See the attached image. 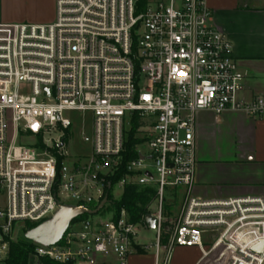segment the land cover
Returning a JSON list of instances; mask_svg holds the SVG:
<instances>
[{
	"label": "built area",
	"instance_id": "obj_1",
	"mask_svg": "<svg viewBox=\"0 0 264 264\" xmlns=\"http://www.w3.org/2000/svg\"><path fill=\"white\" fill-rule=\"evenodd\" d=\"M55 1L51 24H0V264L28 225L105 197L59 243H32L29 264H129L148 227L107 194L128 186L155 191L157 264L180 247L264 264V197L188 194L169 231L167 195L194 182L199 116L264 119V96L239 100L244 77L206 0ZM78 141L87 153L72 152Z\"/></svg>",
	"mask_w": 264,
	"mask_h": 264
},
{
	"label": "crops",
	"instance_id": "obj_2",
	"mask_svg": "<svg viewBox=\"0 0 264 264\" xmlns=\"http://www.w3.org/2000/svg\"><path fill=\"white\" fill-rule=\"evenodd\" d=\"M206 2L215 26L232 43L234 58L244 77L239 100L251 102L264 96V0ZM55 19V0H3L0 12V24L47 25ZM195 144L193 185L189 191L182 189L175 194L182 192L183 199L189 194L209 201L264 197V119L243 113L220 117L203 113L197 120ZM138 242L141 248L131 256L129 264H157L156 250L151 254L142 248L154 245ZM200 253L195 264H212L204 261Z\"/></svg>",
	"mask_w": 264,
	"mask_h": 264
},
{
	"label": "trees",
	"instance_id": "obj_3",
	"mask_svg": "<svg viewBox=\"0 0 264 264\" xmlns=\"http://www.w3.org/2000/svg\"><path fill=\"white\" fill-rule=\"evenodd\" d=\"M146 1V0H144ZM117 177L115 180H117ZM109 199L112 201L113 208L117 216L125 210L130 216L132 222L144 225V218L148 214V206L155 198V191L149 188H142L139 186H128L124 195L115 200L111 191H107ZM87 216H81L74 220V222L82 220ZM37 225H28L27 229H33ZM34 251V245L25 238L12 242L10 245V256L6 264H29L30 255Z\"/></svg>",
	"mask_w": 264,
	"mask_h": 264
},
{
	"label": "water",
	"instance_id": "obj_4",
	"mask_svg": "<svg viewBox=\"0 0 264 264\" xmlns=\"http://www.w3.org/2000/svg\"><path fill=\"white\" fill-rule=\"evenodd\" d=\"M108 203V197H105L101 204L95 209L90 210L85 207L71 208L60 205V213L37 225L35 228L25 233V239L34 244L44 246H53L60 242L72 222L84 215H97ZM145 224L151 230L157 229V219L150 214L145 216ZM263 244L257 249L262 250Z\"/></svg>",
	"mask_w": 264,
	"mask_h": 264
},
{
	"label": "rangeland",
	"instance_id": "obj_5",
	"mask_svg": "<svg viewBox=\"0 0 264 264\" xmlns=\"http://www.w3.org/2000/svg\"><path fill=\"white\" fill-rule=\"evenodd\" d=\"M3 6V0H0V12ZM88 126V125H87ZM86 130H88V127H86ZM72 152L74 153H87L88 149L87 146H84L79 141L76 143L75 146L72 147ZM116 195L118 197L121 196L120 189H116ZM183 200V193L181 194H175V192H170L167 195V204L169 205V209L166 213L167 220L172 223L170 227V232L172 231V226L174 225L175 220L179 217L181 212V203ZM68 205L75 206V202H68ZM138 240L140 243H145L147 245H155L156 238H155V232L151 231L149 229L140 227V233L138 236ZM201 251V250H200ZM197 248H180L176 249L172 253V264H195L198 259L201 257V253ZM150 253L154 254L155 249L151 248ZM164 251L161 252V261L160 264H163L164 261ZM171 261V260H170ZM170 264V263H169Z\"/></svg>",
	"mask_w": 264,
	"mask_h": 264
}]
</instances>
